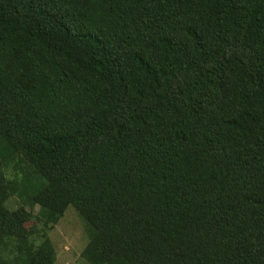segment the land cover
<instances>
[{"label": "trees", "instance_id": "16d2710c", "mask_svg": "<svg viewBox=\"0 0 264 264\" xmlns=\"http://www.w3.org/2000/svg\"><path fill=\"white\" fill-rule=\"evenodd\" d=\"M70 205L88 264H264V0H0V264Z\"/></svg>", "mask_w": 264, "mask_h": 264}, {"label": "rangeland", "instance_id": "374dc122", "mask_svg": "<svg viewBox=\"0 0 264 264\" xmlns=\"http://www.w3.org/2000/svg\"><path fill=\"white\" fill-rule=\"evenodd\" d=\"M7 204L11 208L20 205L15 197H10ZM30 209V207H28ZM35 207L34 211H38ZM86 222L73 205H70L62 219L49 233L57 251L54 264H88L81 252L88 242Z\"/></svg>", "mask_w": 264, "mask_h": 264}]
</instances>
